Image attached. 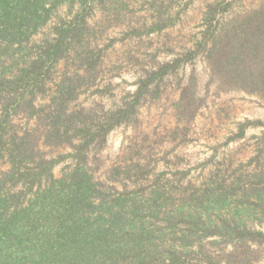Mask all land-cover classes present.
<instances>
[{
	"label": "trees",
	"instance_id": "1",
	"mask_svg": "<svg viewBox=\"0 0 264 264\" xmlns=\"http://www.w3.org/2000/svg\"><path fill=\"white\" fill-rule=\"evenodd\" d=\"M133 2L0 0V162L8 166L0 175V264L260 260L264 232L256 226H264V172L246 187L235 181L191 193L164 173L151 180L149 163L140 159L112 167L105 180L96 177L110 133L138 125L142 101L177 67L172 61L145 70L136 91L114 109L77 104L103 78L108 47L101 40L108 29L127 26V35L140 38L173 25L158 0H142L159 16L131 26ZM214 6L219 3L208 16ZM62 7L66 17L35 41ZM98 12L100 20L91 22ZM238 20L204 33L212 74L225 90L261 96L264 67L255 63L252 47L260 30ZM187 92L185 87L178 103L185 111ZM62 148L71 150L72 162L57 178L59 160L46 149Z\"/></svg>",
	"mask_w": 264,
	"mask_h": 264
},
{
	"label": "rangeland",
	"instance_id": "2",
	"mask_svg": "<svg viewBox=\"0 0 264 264\" xmlns=\"http://www.w3.org/2000/svg\"><path fill=\"white\" fill-rule=\"evenodd\" d=\"M216 3L219 6L208 16L209 7ZM158 4L162 17L171 18L173 25L140 38L127 35V26L108 29L101 40V46L108 47L103 78L77 101L84 107L99 103L114 109L136 91L145 70L177 61L174 72L160 80L157 93L142 101L138 125L110 133L94 167L96 177L105 180L112 167L140 159L149 163L151 180L164 173L174 187H187L189 193L193 187L215 188L235 181L246 187L254 175L264 172V94L221 87L222 78L212 74L204 33L209 27L221 30L236 19L251 22L255 33L260 30L257 40H252L253 49L258 50L255 63L264 67V0H158ZM143 6L142 0L132 3L131 26L158 18L157 12ZM66 14L67 8H60L34 40L40 41ZM100 18L98 12L91 22ZM185 87L190 101L187 111L178 106ZM46 151L59 160L54 175L61 177L72 162L71 150ZM7 168L0 162V175ZM256 228L264 232V226ZM257 264H264V247Z\"/></svg>",
	"mask_w": 264,
	"mask_h": 264
}]
</instances>
